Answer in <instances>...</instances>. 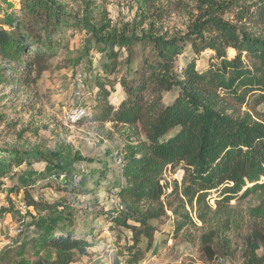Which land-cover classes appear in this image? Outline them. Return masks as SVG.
Instances as JSON below:
<instances>
[{
  "label": "trees",
  "instance_id": "trees-1",
  "mask_svg": "<svg viewBox=\"0 0 264 264\" xmlns=\"http://www.w3.org/2000/svg\"><path fill=\"white\" fill-rule=\"evenodd\" d=\"M201 5L181 37L156 29L141 35L106 33L107 25L96 29L87 19L79 22L108 51L105 71H124L119 79L124 97L115 104L109 102L106 83L99 81L96 120L129 133L121 154L123 182L115 193L118 211L106 215L111 232L122 236L126 231L125 264L145 260L142 248L155 245L163 218L172 219L169 236L178 240L196 215L206 228L201 241L210 256V243L240 223L232 203L255 198L258 206L248 215L264 220V0H202ZM68 8L65 0H20L18 18L6 15V28H0V84H26L32 74L49 68L60 46L56 35L77 24ZM125 51L124 69L119 58ZM187 51L193 57L179 68ZM208 52L209 66L200 71L198 59ZM22 162L17 152H0V194ZM177 169L184 172L182 182L164 183ZM41 178L21 189L29 207L50 210L52 205L28 192L42 184ZM68 185L58 187L64 191ZM10 212L0 208V215ZM66 219L69 229L47 241L50 255L15 264H80L92 242L78 235L73 218Z\"/></svg>",
  "mask_w": 264,
  "mask_h": 264
},
{
  "label": "rangeland",
  "instance_id": "rangeland-1",
  "mask_svg": "<svg viewBox=\"0 0 264 264\" xmlns=\"http://www.w3.org/2000/svg\"><path fill=\"white\" fill-rule=\"evenodd\" d=\"M65 1L69 3L66 11L77 18L72 23L77 24L56 35L60 46L49 68L32 74L26 84H0V152H17L23 157L0 194V208L11 211L0 215V264L50 255L47 241L69 229L67 217L74 219L78 235L92 242L80 264L126 263V231L122 230V236L111 232L106 215L118 211L115 193L123 182V164L118 163L117 153L122 154L129 133L96 120L101 102L99 81L106 83L109 102L115 104L124 97L119 84L124 71H105L110 63L108 51H102L79 22L87 19L96 29L107 25L106 33L141 35L156 29L167 37H181L202 6V0ZM19 9L20 0H0V28H6V15L18 18ZM261 33L264 35V30ZM126 56L125 51L119 58L124 69ZM210 56L208 52L199 57L200 71L209 66ZM192 57V51H187L179 60V68ZM170 99L167 97L166 102ZM76 109L87 111V116L73 124L69 116ZM38 176L42 184L28 192L37 201L52 205L50 210L29 207L21 189ZM63 178L69 183L64 191L58 187ZM183 178L184 172L177 169L165 176L164 183H181ZM48 183L52 188H46ZM89 183V189H81ZM232 205L242 217L240 223L210 243L211 256L201 241L206 228L196 215L178 240L169 236L173 221L167 217L158 222L155 245L142 248L145 260L141 264H264V220L248 215L250 208L258 206L257 200L249 198ZM99 214L103 217H97ZM219 224L214 227L219 228Z\"/></svg>",
  "mask_w": 264,
  "mask_h": 264
},
{
  "label": "built area",
  "instance_id": "built-area-1",
  "mask_svg": "<svg viewBox=\"0 0 264 264\" xmlns=\"http://www.w3.org/2000/svg\"><path fill=\"white\" fill-rule=\"evenodd\" d=\"M87 116V111H84L82 109H76L74 111L71 112L70 116H69V120L71 123L73 124H77L79 123L80 121H82L84 118H86ZM118 155V163L119 164H122V161H123V157L121 155V153H117ZM182 178V177H180ZM116 203L119 205V203L116 201Z\"/></svg>",
  "mask_w": 264,
  "mask_h": 264
},
{
  "label": "water",
  "instance_id": "water-1",
  "mask_svg": "<svg viewBox=\"0 0 264 264\" xmlns=\"http://www.w3.org/2000/svg\"><path fill=\"white\" fill-rule=\"evenodd\" d=\"M61 182H62V183H65V179L63 178Z\"/></svg>",
  "mask_w": 264,
  "mask_h": 264
},
{
  "label": "crops",
  "instance_id": "crops-1",
  "mask_svg": "<svg viewBox=\"0 0 264 264\" xmlns=\"http://www.w3.org/2000/svg\"><path fill=\"white\" fill-rule=\"evenodd\" d=\"M108 223V222H107ZM109 224V223H108ZM109 226H110V224H109Z\"/></svg>",
  "mask_w": 264,
  "mask_h": 264
}]
</instances>
